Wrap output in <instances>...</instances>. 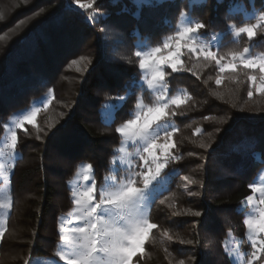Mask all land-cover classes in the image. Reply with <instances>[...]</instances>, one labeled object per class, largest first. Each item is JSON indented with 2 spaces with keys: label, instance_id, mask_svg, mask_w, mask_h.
Masks as SVG:
<instances>
[{
  "label": "trees",
  "instance_id": "1",
  "mask_svg": "<svg viewBox=\"0 0 264 264\" xmlns=\"http://www.w3.org/2000/svg\"><path fill=\"white\" fill-rule=\"evenodd\" d=\"M28 1L11 13L0 11V142L14 113L48 92L53 96L36 125L17 131L19 155L11 172L0 264L12 251L17 253L11 264L55 257L59 218L74 209L70 184L81 165L91 164L94 180L102 184L122 139L115 129L134 117L138 98L154 103L136 51L174 36L182 13L209 25L200 36H217L219 55L245 48L264 53V26H257L251 40L235 35L237 28L254 24L244 11L261 13L264 0H151L143 6L134 0H96L84 10L69 8V0ZM31 18L25 32L8 45L2 41L3 34ZM86 47L94 60L72 77L66 72L70 60ZM182 66L190 71L165 69L168 93L182 90L190 98L174 108L186 114L171 119L177 129L173 154L179 159L167 165L168 187L156 196L149 215L157 227L134 264H231L224 240L231 232L244 244L241 204L264 167V95L247 96L251 69L219 73L214 62L187 54ZM217 75L223 78L220 85Z\"/></svg>",
  "mask_w": 264,
  "mask_h": 264
},
{
  "label": "snow or ice",
  "instance_id": "2",
  "mask_svg": "<svg viewBox=\"0 0 264 264\" xmlns=\"http://www.w3.org/2000/svg\"><path fill=\"white\" fill-rule=\"evenodd\" d=\"M73 2L81 9H90L95 0H89L86 4L80 0ZM150 2L151 0H136V3L142 6ZM3 18L0 15V19ZM258 24L264 26V11H261L257 24L239 27L235 30V35L246 34L251 40L256 35ZM208 27V24L199 20L189 22L160 45L148 51H136L139 69L148 73L145 77L147 87L158 93L157 100L150 105L137 103L138 111L134 118L127 119L115 129L116 133L135 146V151L121 148L120 152L124 155L120 160L116 156L112 158V164L125 165L126 178L123 181L108 183L112 178L106 177L105 182L98 185L92 178L93 166H85L80 180L71 191L74 205L72 219L77 223L70 228L63 224L60 226V243L57 245L54 264H134V257L142 254L145 238L157 227L150 222L147 215L149 205L144 203L147 193L154 183L160 182L166 166L172 160L179 159L173 154L176 143L172 137L177 129L172 127L169 130L168 127L161 128V125H167L177 115H185L186 113L178 112L174 108L179 109L186 99H190L181 96L167 97L166 68L171 69L173 73L190 71L182 66L183 57L187 54L190 58L195 56L207 63L214 62L219 73L234 72L238 66L258 70L259 77L247 75L250 82L247 96L252 98L254 91L264 95V56H248L246 53L249 50L245 48L243 52L231 53V58L225 62V57L214 51L210 43L199 38ZM72 63L78 62L74 60ZM222 82L223 78L217 75L215 83L220 85ZM38 110L22 115L16 121L15 127L24 128L25 122L32 123ZM199 131L198 128L197 132ZM216 131L219 132L220 129L217 128ZM17 144V132L12 131L5 145L8 150L7 161L0 163V175L5 179L8 178L9 169L13 167ZM200 147L207 149L211 145L201 143ZM0 155L3 153L0 152ZM183 179L189 181L188 176ZM249 188L253 194L258 193L259 198L254 199V195H248L243 202L255 206L258 215H249L243 220L252 248L250 256L243 264H264V184L253 183ZM10 206L11 203L5 194L3 199H0V207ZM192 215L200 216L201 213L194 212ZM163 235L168 236V232L165 231ZM3 236L4 231L0 230V238ZM168 238L171 239L170 236ZM186 242L193 243L191 240ZM181 243L185 241L182 240ZM225 250L229 251L227 245ZM24 264H30V261L26 259Z\"/></svg>",
  "mask_w": 264,
  "mask_h": 264
},
{
  "label": "rangeland",
  "instance_id": "3",
  "mask_svg": "<svg viewBox=\"0 0 264 264\" xmlns=\"http://www.w3.org/2000/svg\"><path fill=\"white\" fill-rule=\"evenodd\" d=\"M96 1V0H95ZM136 1V0H134ZM191 1H201V0H191ZM29 1L28 0H0V11H2L3 13H11L12 9L14 8V6L16 5H27ZM72 0H69V2L66 4L68 5L69 8H80L78 4H75L73 2L72 4ZM81 3H88L89 0H80ZM84 10V9H83ZM38 12V11H37ZM244 17L245 18H253L254 24H257V21L259 20V16L260 13L259 11H257L256 9H253V11H248L245 10L244 11ZM37 16V15H36ZM35 18V17H34ZM32 18L26 22L25 25L23 24H18L16 27H14V29H11L10 31H7L6 34H3L1 36V39L4 43H7V45L12 42L11 40L14 38H16L17 36H19L20 34H22L23 32H25L30 25L27 26L28 23L32 22ZM189 22H194V19L187 13L184 12L182 13V15L180 16V20L177 26L178 31L181 30L185 24L189 23ZM23 25V26H22ZM259 26V24H258ZM12 34H14L15 36H12ZM18 34V35H17ZM202 41L210 43L212 45V48L214 51L217 50V36H212L211 39H204L201 36L199 37ZM167 39V38H166ZM165 39V40H166ZM89 47V46H88ZM88 47L83 48V53H81L77 58H72L70 60V62L72 63V61H77L78 63L76 64H71L69 65V67L67 68L68 70L66 71L68 74H70L72 77H76V75H78L77 73L80 72H84L89 68V61L94 60L93 55H91L90 50L88 49ZM150 48H152V46H141L138 51H148L150 50ZM249 51L248 53H246V55L248 56H264V53H253L249 48H247ZM243 52V51H242ZM93 58V59H92ZM231 58V54H227L225 57V62ZM142 71V82H144L147 86V82L145 77L148 75L147 72ZM253 74L252 75H256L257 77H259L260 73L258 70H252ZM149 89V88H148ZM151 91V93L153 94V98H154V103L157 100V96L158 93L152 89H149ZM166 95L168 98H171L172 96H181V97H186V95L183 93L182 90L178 91L177 93H175L174 95H170L168 93V86L166 85ZM53 94L51 92H48L47 94H45L44 96H41L39 98H36L32 101L31 105L21 111H18L16 113H14L8 120V122L6 123L5 126V133L2 137V140L0 142V152L3 153V155H0V163H4L7 161V149L5 148L6 143L8 142L11 132L12 131H18V129H23V128H16L15 127V123L16 121L22 116V115H26L30 112H32L35 109H39L36 112V118L32 123H28L25 122V125H36L37 124V117L39 115V111L42 109H45L51 99H52ZM137 103H143V99L140 97L138 98ZM46 105V106H45ZM138 111L137 107L135 108V112H134V116L136 114V112ZM113 112L112 109L109 110V117L111 118ZM134 118V117H133ZM164 127H168L169 130H171L172 127H175L174 122L171 120L167 125H161V128ZM122 137V136H121ZM173 139V137H172ZM124 148L128 151H135V146H133L130 142L126 141L124 137H122L121 139V143L120 146L118 147L115 156L117 157L118 160H120L123 157V153L120 152V149ZM19 153L16 150L15 153V159L14 162L16 160V158L18 157ZM13 162V164H14ZM88 164H82L80 167V170L78 171V173L76 174L74 180L71 182V187L73 189V187L77 184V182L80 180V174L82 173V171L84 170L85 166ZM124 168L125 165H123L122 163H118V164H112V172L110 175H108L107 177H111L112 179L108 180V183H112V182H121L123 181L126 177H125V172H124ZM166 168L163 170L161 177H160V182L159 183H154V186L148 191L147 196H146V200H145V205H149L148 210H147V215L149 218L150 215V210H151V206H152V201H154V199L156 198L157 195H159L161 192H163L164 190L167 189L168 187V182L170 179V174L166 173ZM11 172H12V168L9 169V173H8V178L5 179L2 175H0V199H3L4 195H7L8 200L11 203V196H10V178H11ZM93 178V177H92ZM94 179V178H93ZM105 182V179H104ZM103 182V183H104ZM264 184V167L260 170V172L256 175V177L254 178L252 184ZM254 195V199H258L259 198V194H251ZM10 207H0V230L5 231L6 228V222L7 219L9 217L10 214ZM241 209L244 210V214H245V218L249 215H258V213L256 212V208L253 205H249L246 202H243L241 204ZM74 210V209H73ZM73 210L68 213V214H64L61 215L59 218V229L60 226L63 224L66 228H70V227H74L76 226V223L73 219H72V213ZM150 220V219H149ZM149 236V235H148ZM148 236L145 238V241L147 240ZM1 240V238H0ZM225 245H227L228 250L231 252V254H229V251H226L228 256L230 257L231 260V264H243V261L248 259V257L250 256V253L252 251L251 248V242L249 240V234H248V229L246 227V234H245V242L243 244V240L242 238L232 234L231 232H228L225 240H224V248ZM17 252H11L10 255H7L6 259H5V263L4 264H11V259L12 256L14 254H16ZM56 257H40V256H35L32 257L31 259H29L30 264H54ZM62 264V262H61Z\"/></svg>",
  "mask_w": 264,
  "mask_h": 264
},
{
  "label": "built area",
  "instance_id": "4",
  "mask_svg": "<svg viewBox=\"0 0 264 264\" xmlns=\"http://www.w3.org/2000/svg\"><path fill=\"white\" fill-rule=\"evenodd\" d=\"M8 151V150H7Z\"/></svg>",
  "mask_w": 264,
  "mask_h": 264
}]
</instances>
